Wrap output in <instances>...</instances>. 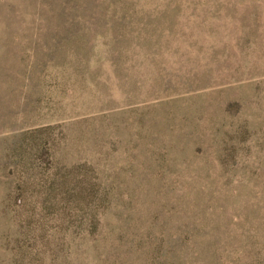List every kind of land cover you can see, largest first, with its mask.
<instances>
[{
	"label": "rangeland",
	"instance_id": "1",
	"mask_svg": "<svg viewBox=\"0 0 264 264\" xmlns=\"http://www.w3.org/2000/svg\"><path fill=\"white\" fill-rule=\"evenodd\" d=\"M0 264H264V0H0Z\"/></svg>",
	"mask_w": 264,
	"mask_h": 264
}]
</instances>
